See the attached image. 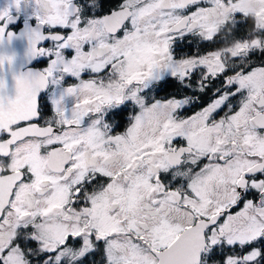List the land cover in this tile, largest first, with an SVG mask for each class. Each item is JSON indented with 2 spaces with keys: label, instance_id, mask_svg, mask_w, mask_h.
Here are the masks:
<instances>
[{
  "label": "snow or ice",
  "instance_id": "obj_1",
  "mask_svg": "<svg viewBox=\"0 0 264 264\" xmlns=\"http://www.w3.org/2000/svg\"><path fill=\"white\" fill-rule=\"evenodd\" d=\"M0 264H264V0L0 8Z\"/></svg>",
  "mask_w": 264,
  "mask_h": 264
},
{
  "label": "flooded vegetation",
  "instance_id": "obj_2",
  "mask_svg": "<svg viewBox=\"0 0 264 264\" xmlns=\"http://www.w3.org/2000/svg\"><path fill=\"white\" fill-rule=\"evenodd\" d=\"M9 3V0H0V8L5 7ZM13 16L16 15L15 12L12 13ZM27 12L19 16L14 23L9 24L8 28L11 32L20 33L21 29L24 27L25 19H26ZM13 49L20 53L21 56L24 52L25 44L22 40L17 39L14 41L12 45ZM22 64V60L17 62V69H19L20 65Z\"/></svg>",
  "mask_w": 264,
  "mask_h": 264
}]
</instances>
